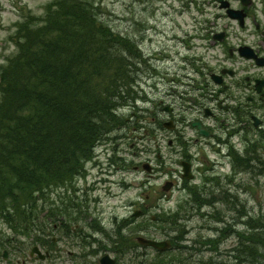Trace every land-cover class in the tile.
I'll use <instances>...</instances> for the list:
<instances>
[{
	"label": "rangeland",
	"instance_id": "374dc122",
	"mask_svg": "<svg viewBox=\"0 0 264 264\" xmlns=\"http://www.w3.org/2000/svg\"><path fill=\"white\" fill-rule=\"evenodd\" d=\"M47 1L0 0V58L16 54L17 47L9 38L10 33L15 31L13 22L28 14L42 15L44 13L43 5ZM87 1L91 4H98V10L101 11L100 15L104 24L110 26L114 32L128 34L134 40L138 50L141 51L142 57L147 59V62H141L133 58L137 72L135 75L141 85H137L138 96H135L137 100L134 99L132 102L138 103L136 105L139 108H133L132 103L129 104L130 102L126 101L127 98H116L117 101L122 100L121 103L116 102L117 106L125 105L122 106L123 109H117L120 115L116 114V116L122 121L125 119L127 124L125 130L116 129L117 131L114 130L111 134H114L115 131V134L125 132L128 133L130 138L126 141L121 137L112 142L101 141L98 145L100 151L98 155L96 154L97 157L86 162L87 175L77 179L79 185L84 186L83 182L86 179L91 181L96 170H103L109 182H114L110 184V192L108 194L106 191L104 192L108 196H104L102 206L101 202L98 204V202L93 203L91 200L86 201L88 203L87 209L95 211L98 220L102 219V223L97 222L99 229L103 227L105 231L111 233V237H107L106 234L103 236L100 233L95 235V238L99 239L97 243H101L102 249H109L107 251L111 254L113 252L111 250H119L121 245L123 248L118 254L113 252L115 257L118 258V264H155L158 261V258H155L156 250L139 243L137 238L145 236L157 240L166 238L171 240V248L162 254L170 264H217L219 261H231L230 250L237 244V235L223 237L221 235L224 233H221L220 236H217L215 227L218 224L209 221L210 217L206 215L207 211L204 212L203 210L200 214L192 211L191 207L194 205L193 200L195 198L193 194L196 195L203 189L204 184L201 183V180L209 176L207 172H210L218 176L214 180V187L218 188L215 190L208 184L206 185L208 193L210 191L212 193L207 201L212 205L208 206L207 209L212 210L213 207H217L220 209V214H225V210L228 209L224 208L223 210L222 192H220L222 190L227 196L229 205H233L235 201L239 202L242 206H246L248 215L259 216L264 220V173H262L264 171V125L262 130L250 128L247 133L245 131L237 132L238 123L235 121V113L219 112L218 118L223 117L224 121L213 120L215 133L223 136V128L228 123H231L233 127L231 129L232 135L225 133L230 137L229 145L224 144L222 150L227 153L228 147L232 143L239 152H245L246 148L254 151L255 159L251 163L257 164L260 168L254 167L245 170L240 168V172H236L233 170L231 158L228 155L223 156L220 154L217 150L219 147L217 145L213 146L211 139L206 138L208 144L205 145H195L192 142L189 148L198 151L197 159L203 161V165L200 166V162L197 159L194 160L195 175L186 187L189 191H184L178 179V183L170 191L164 193L161 191V185L165 179H172L171 176L156 173L151 177L148 172L143 171L142 167L134 170L133 165L140 162L143 165L149 158L153 159L152 164L156 163L158 167H163V171L178 168L177 162H173L178 157V154L174 153V148L179 147L178 144L174 142L172 147L167 145L166 136H169V134L161 129H155V126H157L155 125L156 120L152 118L151 114L148 115L147 108L148 105L150 106L149 101L159 102L161 98L169 103L174 100L176 105L182 102L185 106H190L192 103L186 100L184 93H182L184 100H179L172 88L176 87L178 93L187 90L192 78L195 77L196 69L201 71L204 65L218 69L219 64L238 69L236 77L228 79L233 82V85L230 84L229 86L228 93L232 97L242 93L244 95L242 100L245 101V95L250 92L244 87L243 83L236 87L235 81L245 74L249 62L236 55L230 56L227 50L229 46L238 44L240 40L256 43L255 41L259 39V36L257 38V32L255 35L252 16L256 18L257 14L260 15L263 0H254L250 11V14L252 12L253 14L246 19L243 28H240L237 22L228 18L224 11L218 8V5L215 4L216 0ZM232 6L240 7V4L233 1ZM215 31L228 32V38L225 42L223 41V44L213 45L211 43L213 39H209V36L213 35ZM117 56L120 57V55ZM150 60H153V62ZM120 62L119 59L114 61V63ZM150 65L153 67L152 72L157 70V73L151 72V76H148L147 72L144 73L143 68H148ZM252 71L256 70L253 68ZM262 71L264 72V68ZM200 74L198 73V76H196L199 81ZM249 75L251 74L249 73ZM162 76L164 79H161ZM172 79L174 80L172 81ZM110 80L100 79L101 84H105L108 88L103 101L116 108L113 99L120 95L116 90L115 95L111 92ZM120 82H122L121 79ZM132 112H136L134 117L131 116ZM255 112L262 116L264 109H256ZM183 113L187 117L190 116L187 111ZM193 114L195 115V112ZM198 114L200 115L197 116L201 117L206 124L212 123L211 120L201 116V111ZM128 117H131V120H127ZM234 131L237 133H234ZM185 132L190 136L195 135L190 128L186 129ZM245 136L248 137V140L244 139ZM155 138L160 141V146L155 145ZM154 147L160 149L161 160L157 158ZM134 152H136L135 155ZM113 156H117L113 160L115 163H112L110 159ZM207 156L210 160L207 159ZM125 159L126 163L132 162L128 165V168L123 165ZM96 162L102 164V168L93 166ZM200 168L208 169V171L206 173L205 171H199ZM52 185L53 183L49 185V188ZM87 187L88 195L93 197L102 195V193L98 195L99 192H97L98 194L94 192L91 186L87 185ZM138 199H141V201L136 203L135 201ZM144 200L145 202L141 203ZM28 205H32V203ZM136 208H141L144 212L143 215L139 217L132 215ZM40 209L41 202H38L34 211ZM242 210H244L243 207ZM28 212L30 211L28 210ZM48 212L49 209L45 207L44 214H48L46 216H49ZM230 214H233V212L228 211L224 218H228ZM31 217L32 227L37 229L32 233L23 232L20 234L15 233L9 227L4 215L0 217V264H8L2 258L4 249L9 251L8 258L12 260L11 264H20L17 261L27 258L34 244L39 245L42 251L45 250V246L41 245L40 242L42 240L48 241L51 238L49 234L52 231L51 222L41 224L38 222L39 215H36V213H32ZM89 217L88 214L86 220L89 221ZM176 217L180 218L176 223L178 227H174L171 223L172 218ZM243 217L246 218V216ZM111 218L114 220L117 218L119 223L122 220L125 224L127 221L130 222L123 228L124 236H115L113 231L115 224H111ZM238 220L243 223L246 219ZM84 228L88 230L86 225H84ZM173 228L178 231L174 232ZM237 229H244L243 224L239 223ZM180 230L186 231L184 237L180 236ZM179 237L180 245L177 246ZM214 241H217V249H214L211 245ZM68 242L70 241L59 240L57 246L59 247L60 252L58 255L60 257L55 258L54 256L35 261L28 260L26 264H99L98 255L83 253L87 250L86 246L82 247L80 245L79 248H76L74 245V247H71ZM128 245L129 248H127ZM74 249L80 250V252H74ZM67 251H72V254Z\"/></svg>",
	"mask_w": 264,
	"mask_h": 264
},
{
	"label": "trees",
	"instance_id": "16d2710c",
	"mask_svg": "<svg viewBox=\"0 0 264 264\" xmlns=\"http://www.w3.org/2000/svg\"><path fill=\"white\" fill-rule=\"evenodd\" d=\"M98 9L87 0H51L42 15L24 16L10 35L17 51L0 67V215L17 233L32 231V213L48 208L49 185L75 170L76 160L89 157L92 145L122 122L116 97V108L103 101L108 88L100 79H111L115 95L120 79L131 80L123 49L138 57L140 52L104 24ZM254 154H248L250 169L260 168L251 163ZM193 196L191 208L200 211L208 194ZM221 200L225 214H233L227 225L218 208L210 213L222 224L219 236L229 228L240 237L230 264H242L245 256L249 264H264L262 217L248 215L238 230L234 217L239 219L242 205H229L224 193ZM38 201L41 209L32 210ZM211 245L217 249V241ZM156 264L170 262L163 257Z\"/></svg>",
	"mask_w": 264,
	"mask_h": 264
},
{
	"label": "flooded vegetation",
	"instance_id": "af4514ba",
	"mask_svg": "<svg viewBox=\"0 0 264 264\" xmlns=\"http://www.w3.org/2000/svg\"><path fill=\"white\" fill-rule=\"evenodd\" d=\"M261 9L262 11L259 15V19L256 22L258 25L257 28L255 24V31L258 33L257 38L259 36V39L255 41L256 43H250V46L253 48L257 57L264 59V35L262 36V32H264V6ZM249 10L250 8L245 9L246 15H249ZM225 39H227V36H225ZM248 60L256 68H264V66H257L255 60ZM223 70L227 69H225L223 66H220L216 71H214V69L208 68L205 65L201 71H198V69L195 70V77H193L192 82L189 83L188 89L185 90V92H181L184 93L185 97L187 98L186 100H189L193 105L190 104V106H185L182 102H180L179 105H176L174 100L170 104H167L163 99H160L159 102L149 101L150 106L148 105L147 109L149 114L152 115V118L156 120L155 124L157 125V130L161 129L169 134V136H166V142L169 147H172L174 142L179 146L176 149L174 148V153L178 154L177 159L174 161L177 162L178 168H172L170 170V174L173 178L179 179L182 186H184L186 182H190L189 180L183 178L184 166L190 169V173L193 175V177L195 175L194 160L197 159L198 151H193L189 148L192 142L195 145H205L208 144L206 138H209L212 140L211 144L213 146L217 145L219 147L217 150L220 154H223V145H229L230 137H228L226 134H233L231 131V129H233L231 123H228L226 127L223 128V136L215 133L213 120L215 121L216 119H219L220 122L224 121L223 117L218 118L220 115L219 112L235 113V121L238 123L237 132L245 131L247 133L249 132L250 128L257 130V127L254 125L252 115L256 114V109H264V73L260 71L259 73L256 72L250 76L245 75L241 80L238 79L235 81L236 87H239L240 84L243 83L244 87L250 92L249 94L245 95L244 101L242 100V97L244 96L242 93L234 95V97L228 93L230 84L233 85V82L229 81L228 79H232L237 75V69L231 70L232 74L230 75L227 73V71L222 73ZM245 71L249 72L248 70ZM198 73H201L200 81L196 79ZM217 75L221 80L220 84H216L214 82V77H217ZM149 76H151V74ZM163 76L161 79H164ZM173 80L174 79H172V81ZM261 80L262 82L260 83ZM259 85L261 86L260 91L257 90ZM172 91L176 94V97L179 100H184V98L178 97L179 93L175 88H172ZM132 107L135 109L139 108L138 105H134ZM184 111L189 112L190 116L187 117V115L183 113ZM199 111H201L202 117L211 120L212 123L206 124L203 122L202 118L197 116L200 115L198 114ZM193 112H195V115ZM256 116L259 117V123L262 124L263 114L262 116L259 114ZM165 122L169 123V127H171L170 130L164 127ZM196 123H200L202 129L206 131V137L202 136L198 129L194 126ZM188 128L193 130V134H195L194 136H190L185 132V130ZM237 132L234 131V133ZM154 141L155 145L160 146V141H158V138H155ZM154 149L156 151L157 158H160V150L158 148L156 149V147H154ZM135 154L136 152H134V155ZM147 160L153 162V159L148 158ZM197 160L200 162V166H202L203 161H200L199 159ZM133 168H137L136 164L133 166ZM208 169L200 168L199 171H205L206 173ZM75 172L76 174L70 175L65 181L67 189L66 193L63 191L65 187L61 186L56 188L53 192L54 201L52 203L53 205L49 219L51 220L52 227L51 239L54 243L53 246H51L52 249L50 252L54 253L59 251L57 244L60 239H64L70 241L68 244H70L71 247H74V245L76 248H79L80 245L82 247L87 246L88 250H85L83 253L89 255L94 254L98 256L108 253L114 257L113 252L112 254L109 253L107 251L109 249H102L101 243H97L99 239L95 238V235L101 233V229H99L97 222L102 223V219L98 220L95 211L87 209L88 203L86 202L89 200H91L93 203L98 202V204L101 202L102 206V196L100 193L104 194L105 192V180L102 178V171L96 170L91 181L83 182L84 186L79 185L77 181L78 177H85L83 171L80 170ZM151 173L149 176H154V174ZM87 185L91 186L94 192H99V194H97L101 197H93L88 195ZM88 214L90 215L89 221L86 220ZM110 221L113 223L116 221V218L115 220L111 218ZM86 222L87 229L89 231L84 228ZM88 232H90V235L87 236L86 234H88ZM88 239H90L89 243ZM94 248H96V250H94ZM74 252H80V250L74 249ZM68 253L72 254V251H68ZM28 260L35 261V257L29 255L27 258H22L17 262L20 264H26Z\"/></svg>",
	"mask_w": 264,
	"mask_h": 264
},
{
	"label": "water",
	"instance_id": "95a60500",
	"mask_svg": "<svg viewBox=\"0 0 264 264\" xmlns=\"http://www.w3.org/2000/svg\"><path fill=\"white\" fill-rule=\"evenodd\" d=\"M242 2L243 3H249V0H242ZM227 5L228 4L226 2L221 3V7H226ZM227 13L229 14L230 17L238 18L240 21H242V19H243V13L241 10L227 9ZM215 37L221 39L222 35L215 36ZM247 49H248L247 47L240 48V54L245 55V56H250L248 53H245L247 51ZM163 188L165 189L168 187L165 186ZM139 241L144 243V244H147V245L155 246L157 248H164L166 246L165 242H156L154 240H144V239H140V238H139ZM4 255H6V253ZM107 260H108V258L106 256L103 257L101 259V264H111V262H108Z\"/></svg>",
	"mask_w": 264,
	"mask_h": 264
},
{
	"label": "bare ground",
	"instance_id": "6f19581e",
	"mask_svg": "<svg viewBox=\"0 0 264 264\" xmlns=\"http://www.w3.org/2000/svg\"><path fill=\"white\" fill-rule=\"evenodd\" d=\"M238 230H241V231H243V229H238ZM224 234H222L221 236H223V237H225L226 235H228V236H233V235H237V233L235 232V231H233L232 229H226L224 232H223ZM237 237H238V241H237V244L230 250V253H231V261H226V262H224V261H219V262H217V264H230V263H232V262H234V254L236 253L235 252V250H234V248L236 247V246H239L240 245V237L237 235ZM245 258H246V256H245ZM244 258V260H243V262H242V264H249L248 263V261L246 260Z\"/></svg>",
	"mask_w": 264,
	"mask_h": 264
}]
</instances>
